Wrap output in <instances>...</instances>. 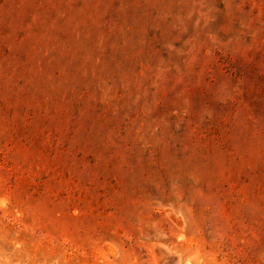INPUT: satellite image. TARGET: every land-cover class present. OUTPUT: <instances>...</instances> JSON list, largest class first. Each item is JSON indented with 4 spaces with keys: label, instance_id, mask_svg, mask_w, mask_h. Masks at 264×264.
Wrapping results in <instances>:
<instances>
[{
    "label": "rangeland",
    "instance_id": "374dc122",
    "mask_svg": "<svg viewBox=\"0 0 264 264\" xmlns=\"http://www.w3.org/2000/svg\"><path fill=\"white\" fill-rule=\"evenodd\" d=\"M0 264H264V0H0Z\"/></svg>",
    "mask_w": 264,
    "mask_h": 264
}]
</instances>
